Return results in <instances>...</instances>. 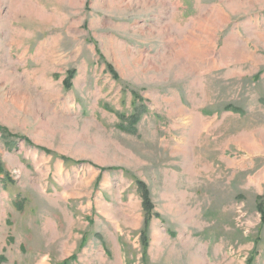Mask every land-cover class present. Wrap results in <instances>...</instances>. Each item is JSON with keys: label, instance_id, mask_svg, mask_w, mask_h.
Listing matches in <instances>:
<instances>
[{"label": "rangeland", "instance_id": "1", "mask_svg": "<svg viewBox=\"0 0 264 264\" xmlns=\"http://www.w3.org/2000/svg\"><path fill=\"white\" fill-rule=\"evenodd\" d=\"M260 204L264 0H0V264H264Z\"/></svg>", "mask_w": 264, "mask_h": 264}, {"label": "trees", "instance_id": "2", "mask_svg": "<svg viewBox=\"0 0 264 264\" xmlns=\"http://www.w3.org/2000/svg\"><path fill=\"white\" fill-rule=\"evenodd\" d=\"M144 197L146 199V203H148L149 202V194H148V191H145L144 192ZM259 209H260V211L263 212V215H264V207H263L262 204L259 205Z\"/></svg>", "mask_w": 264, "mask_h": 264}]
</instances>
